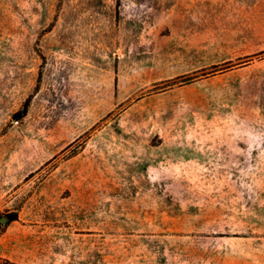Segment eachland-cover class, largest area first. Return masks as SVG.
<instances>
[{
	"label": "rangeland",
	"instance_id": "374dc122",
	"mask_svg": "<svg viewBox=\"0 0 264 264\" xmlns=\"http://www.w3.org/2000/svg\"><path fill=\"white\" fill-rule=\"evenodd\" d=\"M6 263L264 264V0H0Z\"/></svg>",
	"mask_w": 264,
	"mask_h": 264
},
{
	"label": "water",
	"instance_id": "95a60500",
	"mask_svg": "<svg viewBox=\"0 0 264 264\" xmlns=\"http://www.w3.org/2000/svg\"><path fill=\"white\" fill-rule=\"evenodd\" d=\"M1 221L4 223L6 221V218H2Z\"/></svg>",
	"mask_w": 264,
	"mask_h": 264
},
{
	"label": "trees",
	"instance_id": "16d2710c",
	"mask_svg": "<svg viewBox=\"0 0 264 264\" xmlns=\"http://www.w3.org/2000/svg\"><path fill=\"white\" fill-rule=\"evenodd\" d=\"M6 264H11V263H6Z\"/></svg>",
	"mask_w": 264,
	"mask_h": 264
}]
</instances>
